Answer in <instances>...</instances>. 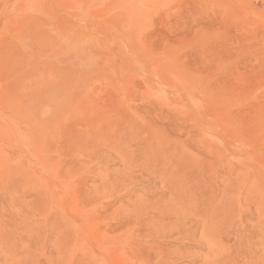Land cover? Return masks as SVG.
Listing matches in <instances>:
<instances>
[{
  "label": "rangeland",
  "instance_id": "374dc122",
  "mask_svg": "<svg viewBox=\"0 0 264 264\" xmlns=\"http://www.w3.org/2000/svg\"><path fill=\"white\" fill-rule=\"evenodd\" d=\"M0 264H264V0H0Z\"/></svg>",
  "mask_w": 264,
  "mask_h": 264
}]
</instances>
